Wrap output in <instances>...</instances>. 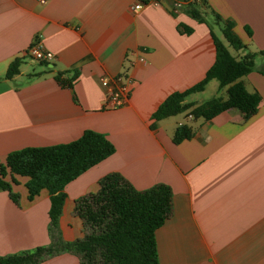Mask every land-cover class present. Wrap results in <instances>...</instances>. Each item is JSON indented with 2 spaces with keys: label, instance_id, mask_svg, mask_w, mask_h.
Listing matches in <instances>:
<instances>
[{
  "label": "crops",
  "instance_id": "obj_1",
  "mask_svg": "<svg viewBox=\"0 0 264 264\" xmlns=\"http://www.w3.org/2000/svg\"><path fill=\"white\" fill-rule=\"evenodd\" d=\"M176 1L183 4L178 10ZM136 2L0 0V76L23 59L18 74L0 79V161L26 146L70 142L86 129L102 132L116 150L65 186L61 238L83 235L82 219L73 211L76 199L118 171L137 189L162 182L173 190V213L155 232L161 264H264V59L242 77L261 96L254 115L245 118L237 109L210 119L172 115L153 127V113L171 93L204 78L216 45L210 26L183 7L185 0L132 10ZM206 2L233 22L247 45L243 53L264 49V0ZM36 40L55 54L53 60L26 55ZM58 72L74 77L73 87L62 85ZM119 74L129 78V93L114 108L101 78ZM215 79L186 101L206 100L190 98L216 85ZM182 124L193 135L176 143ZM24 182L14 188L19 202L0 190V255L52 242L49 192L29 200ZM39 264H80V258L63 250Z\"/></svg>",
  "mask_w": 264,
  "mask_h": 264
},
{
  "label": "trees",
  "instance_id": "obj_2",
  "mask_svg": "<svg viewBox=\"0 0 264 264\" xmlns=\"http://www.w3.org/2000/svg\"><path fill=\"white\" fill-rule=\"evenodd\" d=\"M185 1L183 7L210 26L216 45V59L204 78L185 90L171 93L158 106L152 115L155 120L152 126L157 120L184 110H188L193 117L210 119L225 110L237 109L249 118L257 112L261 96L257 91H249L242 77L256 68L258 58L264 59V49L248 50L239 58L209 23L214 20L223 23L222 31L229 45L236 50L247 49L233 30V22L224 21L206 0ZM184 27L191 31V28ZM22 62V58L13 60L0 79L13 78L20 72ZM56 78L62 85L73 87L74 77H64L63 72H58ZM213 78L219 81L220 88L226 87V97L213 96L201 102L186 101L190 93L203 90ZM192 135L191 126L178 125L173 140L178 143ZM115 150V145L104 133L86 129L70 142L26 146L10 151L0 161V190L8 191L10 197L19 202L20 194L14 188L21 183V178L25 179L29 200L46 189L51 201L49 231L52 242L0 255V264H39L63 250L77 254L80 264H161L155 232L173 213V190L166 183L137 189L122 173L110 172L99 179L95 191L75 201L73 211L82 219L83 235L73 241H66L59 235L58 220L67 198L65 186Z\"/></svg>",
  "mask_w": 264,
  "mask_h": 264
},
{
  "label": "built area",
  "instance_id": "obj_3",
  "mask_svg": "<svg viewBox=\"0 0 264 264\" xmlns=\"http://www.w3.org/2000/svg\"><path fill=\"white\" fill-rule=\"evenodd\" d=\"M44 2L45 0H41ZM148 3L158 4L159 0H137L131 6L132 10L141 9ZM181 1H176L173 5L174 10H178L182 6ZM26 55L33 61H51L55 58V54L47 49L40 40L33 42L26 50ZM102 84L106 88L107 104L114 108H120L125 104L129 93V78L123 74L114 77L102 76Z\"/></svg>",
  "mask_w": 264,
  "mask_h": 264
},
{
  "label": "rangeland",
  "instance_id": "obj_4",
  "mask_svg": "<svg viewBox=\"0 0 264 264\" xmlns=\"http://www.w3.org/2000/svg\"><path fill=\"white\" fill-rule=\"evenodd\" d=\"M211 16L212 19L213 16L211 14H209ZM210 21V20H209ZM209 23H211V26L213 27L215 33L217 34V36L226 44L229 46V49L231 50V52L235 55H237L239 58L244 55L245 53H243V50H236L234 49L231 45H229L228 41L226 40L223 31H222V24L217 23L216 20L214 21H210ZM258 63H260V61L257 59L256 60ZM35 66H41L40 63H36ZM216 85H211L209 86L203 93H199L198 95H195L194 97H191L190 99H197L201 96H203L205 99H209L213 96H222L225 97L226 96V87L220 88L219 86V81L217 79H215L214 81ZM188 110H184L178 114L175 115V117L177 118H181L183 120H187L189 119L188 117Z\"/></svg>",
  "mask_w": 264,
  "mask_h": 264
}]
</instances>
